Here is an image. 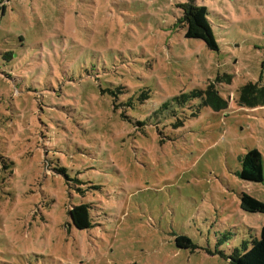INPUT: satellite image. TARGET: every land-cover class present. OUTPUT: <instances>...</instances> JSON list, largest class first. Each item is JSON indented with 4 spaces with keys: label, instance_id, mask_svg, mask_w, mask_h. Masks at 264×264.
I'll return each mask as SVG.
<instances>
[{
    "label": "rangeland",
    "instance_id": "1",
    "mask_svg": "<svg viewBox=\"0 0 264 264\" xmlns=\"http://www.w3.org/2000/svg\"><path fill=\"white\" fill-rule=\"evenodd\" d=\"M183 1H8L0 264H229L259 237L264 214L244 211L240 194L264 203V106L236 98L247 82L264 85V0H193L217 50L184 37ZM210 82L226 109L196 99L157 111ZM249 149L262 155L258 182L238 176ZM85 202L91 226L79 230L68 210Z\"/></svg>",
    "mask_w": 264,
    "mask_h": 264
},
{
    "label": "trees",
    "instance_id": "2",
    "mask_svg": "<svg viewBox=\"0 0 264 264\" xmlns=\"http://www.w3.org/2000/svg\"><path fill=\"white\" fill-rule=\"evenodd\" d=\"M9 0H0V14H4ZM176 7L180 8L181 16L177 18L176 24H181L184 30V37L189 39H197L204 43L210 50H217V42L215 41L213 31L208 20V11L204 5H198L193 0L178 2ZM5 58L11 56L10 52L3 54ZM227 80H230L227 78ZM216 82L221 81L216 77ZM147 92L140 94L139 99L147 97ZM200 100V105L208 106L214 111H221L228 107V100L225 99L217 90L215 82L207 84L204 90L192 89L182 92L169 98L167 101L158 105V112L170 110L171 106L183 107L190 102ZM126 105L133 108L131 98L125 100ZM236 104L239 107L254 108L264 106V85L259 82H247L238 89ZM171 111V110H170ZM151 117L146 115L145 120ZM241 169L238 176L246 181L258 182L262 180V155L257 149H249L240 156ZM240 206L249 213L264 214V203L248 195L240 194ZM72 224L79 230L88 229L91 226V218L89 215V204L80 203L72 206L68 210ZM175 244L178 248L190 249L194 251L195 245L191 239L185 235H178L175 238ZM208 254H218L222 258L226 256L221 251H206ZM229 264H264V226L261 227L259 237L254 238L250 247L242 244L241 249L235 248L229 255Z\"/></svg>",
    "mask_w": 264,
    "mask_h": 264
}]
</instances>
